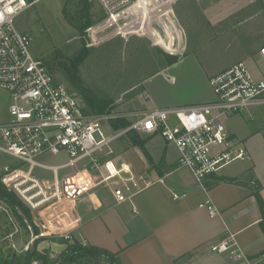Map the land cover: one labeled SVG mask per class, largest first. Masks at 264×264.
<instances>
[{
  "label": "built area",
  "instance_id": "2783aa9c",
  "mask_svg": "<svg viewBox=\"0 0 264 264\" xmlns=\"http://www.w3.org/2000/svg\"><path fill=\"white\" fill-rule=\"evenodd\" d=\"M95 1L106 23L116 24L122 35L151 4V0ZM31 4L27 0H0V91L5 94L0 107L5 104L8 114L7 120L0 122V153L13 159L0 166V184L28 208L31 218L22 211L15 213L0 199V211L11 219L19 217L29 233L28 241L18 246L13 236L20 231L16 224L8 235L12 247L27 251L35 241L49 236L71 242V230L78 222L76 203L98 186L109 189L117 203L129 199L131 194L124 192L130 190L128 184H138L129 164L118 166L110 155L112 143L130 132L145 137L158 135L173 144L178 151L177 164L187 167L198 182L249 157L245 142L232 136L222 122L224 117L264 104V76L254 77L244 61L238 60L209 77L210 100L155 106L132 115L115 111L91 114L73 91L54 80L43 60L31 54L30 37L15 27V17ZM133 15H137L133 21L119 25V20ZM259 54L264 57V45ZM117 118L129 123L115 129L111 120ZM61 152L66 155L64 161H44L45 156ZM139 180L144 182V176L139 175ZM185 196V192H172L174 200ZM198 207L210 216L217 214L210 199ZM209 249L246 264L251 262L232 235H225Z\"/></svg>",
  "mask_w": 264,
  "mask_h": 264
},
{
  "label": "rangeland",
  "instance_id": "374dc122",
  "mask_svg": "<svg viewBox=\"0 0 264 264\" xmlns=\"http://www.w3.org/2000/svg\"><path fill=\"white\" fill-rule=\"evenodd\" d=\"M140 15L139 21L127 26L122 35L116 24L106 23L95 0H33L15 17L14 24L30 37L31 54L43 60L55 81L76 94L84 110L86 104L69 81L68 68H75L78 82L86 90L98 96L112 94L111 105L102 113L131 115L155 106H182L208 99L212 93L209 77L238 60L244 61L254 74L257 72L256 59L264 45V0H151ZM136 16L119 20V25ZM88 22H92L89 27ZM158 51L177 56V62L160 66L156 62ZM0 99L5 103L2 91ZM7 115L4 104L0 107V122L6 121ZM131 137L140 144H133ZM144 140L133 133L119 138L111 145L112 157L133 146L140 149ZM65 159L63 152L44 157L49 163ZM10 160L0 153V166ZM16 224L21 230L13 235L15 240L23 235L26 243L29 233L19 217L11 219L0 211V262L8 255L25 252L10 245L8 235ZM39 241H35L39 252L58 264H68L61 252L66 243L73 241L49 236L47 241L54 245L48 247L45 243L39 245ZM73 264L111 263L104 257H85Z\"/></svg>",
  "mask_w": 264,
  "mask_h": 264
},
{
  "label": "crops",
  "instance_id": "0c3cea01",
  "mask_svg": "<svg viewBox=\"0 0 264 264\" xmlns=\"http://www.w3.org/2000/svg\"><path fill=\"white\" fill-rule=\"evenodd\" d=\"M154 40L159 45L156 35ZM255 66L257 75L250 71L252 75L264 76L260 54ZM211 98L212 93L208 99L192 103ZM222 122L232 136L245 142L248 158L198 182L187 167L177 164L173 144L158 135H139L145 139L151 162L137 146L118 157L110 155L118 166L129 164L138 184H131L132 191H124L131 197L117 203L104 187L86 193L75 207L78 222L71 230V241L107 250L121 264H246L209 249L225 235H232L251 259L249 264H264V205L260 204H264V104L224 117ZM172 192H185L186 196L174 200ZM205 199L212 201L216 215L198 207ZM24 241L22 235L15 243L22 246ZM41 243L54 245L47 238L40 239Z\"/></svg>",
  "mask_w": 264,
  "mask_h": 264
},
{
  "label": "trees",
  "instance_id": "16d2710c",
  "mask_svg": "<svg viewBox=\"0 0 264 264\" xmlns=\"http://www.w3.org/2000/svg\"><path fill=\"white\" fill-rule=\"evenodd\" d=\"M28 2H32L33 0H27ZM256 1V0H254ZM104 17V16H103ZM92 22H88L86 23V26H91ZM76 28L80 29V26L78 24L74 25ZM159 52V56L156 59V62L160 65V66H168V65H172L174 63L177 62L178 58L175 55H170L167 53H163L161 51ZM157 71V70H156ZM155 72V71H154ZM153 73V72H152ZM151 73H148V75ZM69 81L72 83V85L74 86V88L80 93L82 99L84 100L85 104H86V108L85 111L86 112H91V113H102L104 111V109L109 108V106L111 105L113 99H112V94H105V95H101L98 96L97 94H95L92 91L86 90L85 88H83L80 83L78 82V79L75 75V68H68V72H67ZM129 123V120L125 119V118H117V119H113L111 120V126L115 129L121 128L126 126ZM133 132H130L128 135H131ZM135 134V133H133ZM131 142L133 144H140L138 142V140H136L134 137H131ZM142 146H140L141 151L144 153V156L146 157V159L151 162V158L147 152V150L145 149L144 145L141 144ZM0 199H3L4 201H6L11 208L13 209V211L15 213H17L18 211H22V213L29 219L30 218V213L28 208H26L17 198L16 196L8 191L4 185L0 184ZM13 202L16 207L14 208L11 203L9 202ZM260 201V199H259ZM261 206H263L264 204L260 201ZM34 230L37 231V227H34ZM264 230V227H263ZM64 243V242H62ZM45 252H49L48 250ZM61 254L64 256V261L67 262L68 264H73L74 262H76L77 260L81 259V258H85V257H91V258H99V257H104L106 258L111 264H121V262L119 261V259H117L114 254L108 252L107 250L104 249H100L98 247H94V246H85L82 245L81 243L77 242V241H73V243H66V248L61 252ZM33 261H37L40 264H58L56 262V260L54 259H49L48 255L42 252H39L36 248V244L34 243V245H32V247H30L27 251H25L23 253V255L20 256H16L14 254L12 255H8L7 257H5L4 259H2V261L0 262V264H32Z\"/></svg>",
  "mask_w": 264,
  "mask_h": 264
},
{
  "label": "water",
  "instance_id": "95a60500",
  "mask_svg": "<svg viewBox=\"0 0 264 264\" xmlns=\"http://www.w3.org/2000/svg\"><path fill=\"white\" fill-rule=\"evenodd\" d=\"M10 203H11V205L15 208L16 207V205L13 203V202H11V201H9Z\"/></svg>",
  "mask_w": 264,
  "mask_h": 264
}]
</instances>
